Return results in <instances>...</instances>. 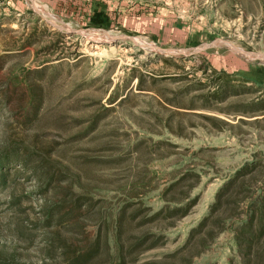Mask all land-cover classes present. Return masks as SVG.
<instances>
[{"label":"rangeland","instance_id":"1","mask_svg":"<svg viewBox=\"0 0 264 264\" xmlns=\"http://www.w3.org/2000/svg\"><path fill=\"white\" fill-rule=\"evenodd\" d=\"M259 70L264 0H0V264H246Z\"/></svg>","mask_w":264,"mask_h":264},{"label":"trees","instance_id":"2","mask_svg":"<svg viewBox=\"0 0 264 264\" xmlns=\"http://www.w3.org/2000/svg\"><path fill=\"white\" fill-rule=\"evenodd\" d=\"M106 25V24H105ZM225 78H231L233 76L228 75L226 73L223 74ZM250 80H244L241 79V82L244 83H252L254 84L256 87H264V70H259L254 78L253 77H249ZM229 80V79H228ZM226 81V85L228 87V85H230V81ZM10 150H8V152L6 153H0V187L5 185L7 183V177L8 174L5 173V166L9 163H14V162H19L21 165H24L25 168L28 167V160L24 159L21 160V158H19V156H17L16 154L13 155L14 153L12 151H10L12 153V155L9 153ZM34 172L37 173L36 169H33ZM50 179L47 181V184L50 183ZM233 181H228L226 182L225 186L218 192L216 199H215V206L218 205L220 203V200L224 194V192L226 191V188H229L231 186ZM225 190V191H224ZM259 212L263 213L264 212V207H260ZM254 214V212H253ZM209 219H204L201 223H200V228L204 227L206 225V223L208 222ZM264 236V213L259 217L258 222L256 224V221L253 218L246 220L241 227L239 228V234L236 235V240L238 242L239 247L241 248V250H243V254L245 256H247L245 258V263L246 264H253V260H251L249 258V255L252 253V249H253V244H257L259 239L261 237ZM241 237V240H240ZM239 240V241H238ZM257 258L259 259V256L257 255ZM264 259V258H263ZM262 259V260H263Z\"/></svg>","mask_w":264,"mask_h":264},{"label":"water","instance_id":"3","mask_svg":"<svg viewBox=\"0 0 264 264\" xmlns=\"http://www.w3.org/2000/svg\"><path fill=\"white\" fill-rule=\"evenodd\" d=\"M196 51H199V50H196ZM157 52H158L160 55L168 56V57H181V56H182V55H180V54L171 53V52L165 51V50H163V49H157Z\"/></svg>","mask_w":264,"mask_h":264}]
</instances>
